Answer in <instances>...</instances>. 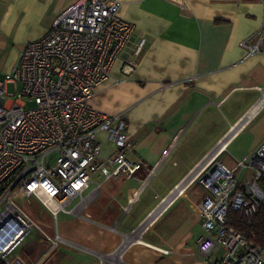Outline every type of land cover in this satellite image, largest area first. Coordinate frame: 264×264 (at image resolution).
Masks as SVG:
<instances>
[{
    "label": "crops",
    "instance_id": "obj_1",
    "mask_svg": "<svg viewBox=\"0 0 264 264\" xmlns=\"http://www.w3.org/2000/svg\"><path fill=\"white\" fill-rule=\"evenodd\" d=\"M74 1L0 0V77ZM120 1L133 32L90 104L125 119L127 158L146 167L117 180L94 173L83 200L54 215L59 227L45 226L57 249L36 229L22 240L14 254L26 264H211L198 256L203 228L179 189L213 159L234 167L264 143V43L252 55L240 45L264 23L259 0ZM129 60L137 65L125 74ZM99 139L103 155L115 151Z\"/></svg>",
    "mask_w": 264,
    "mask_h": 264
},
{
    "label": "built area",
    "instance_id": "obj_2",
    "mask_svg": "<svg viewBox=\"0 0 264 264\" xmlns=\"http://www.w3.org/2000/svg\"><path fill=\"white\" fill-rule=\"evenodd\" d=\"M264 6V0H259ZM120 0H75L63 9L40 38L29 42L12 68L0 77V260L26 264L14 254L33 230L48 250L58 248L60 236L49 235L18 203L34 196L53 215L80 197L100 172L104 180L133 178L140 161H130L133 148L120 115H109L90 104L95 87L108 79L115 59L133 32L119 15ZM264 23L240 41L248 55L259 53ZM144 42L140 41L136 54ZM127 61L123 73L134 71ZM13 91H8V86ZM261 91L264 100V91ZM114 146L102 154L99 135ZM210 165V166H209ZM251 173L242 182V168ZM150 173L152 170L149 171ZM198 216L203 233L198 256L211 264H264V249L228 224L230 211L254 216L264 203V143L234 167L213 159L179 189ZM135 191L128 202L137 198ZM126 209V207H125ZM223 250L219 258L212 252Z\"/></svg>",
    "mask_w": 264,
    "mask_h": 264
},
{
    "label": "trees",
    "instance_id": "obj_3",
    "mask_svg": "<svg viewBox=\"0 0 264 264\" xmlns=\"http://www.w3.org/2000/svg\"><path fill=\"white\" fill-rule=\"evenodd\" d=\"M227 221L245 238L264 249V203L261 204L257 213L249 219L241 217L236 211H230ZM0 264H3L1 260Z\"/></svg>",
    "mask_w": 264,
    "mask_h": 264
},
{
    "label": "rangeland",
    "instance_id": "obj_4",
    "mask_svg": "<svg viewBox=\"0 0 264 264\" xmlns=\"http://www.w3.org/2000/svg\"><path fill=\"white\" fill-rule=\"evenodd\" d=\"M8 91L9 92L13 91V86L11 84H9L8 86ZM236 149L238 148L236 147ZM18 203L45 231L48 230L46 227H51L52 229L55 228V225L59 227L60 214L55 218V216L52 215L47 210V208H45L41 204V202L38 201L34 196L18 198ZM32 231L35 232L36 230H32Z\"/></svg>",
    "mask_w": 264,
    "mask_h": 264
}]
</instances>
